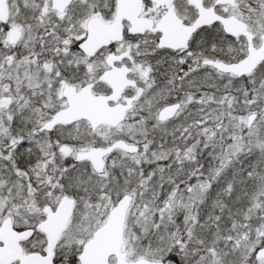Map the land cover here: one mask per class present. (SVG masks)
I'll return each instance as SVG.
<instances>
[{
  "label": "snow or ice",
  "instance_id": "1",
  "mask_svg": "<svg viewBox=\"0 0 264 264\" xmlns=\"http://www.w3.org/2000/svg\"><path fill=\"white\" fill-rule=\"evenodd\" d=\"M0 264H264V0H0Z\"/></svg>",
  "mask_w": 264,
  "mask_h": 264
}]
</instances>
